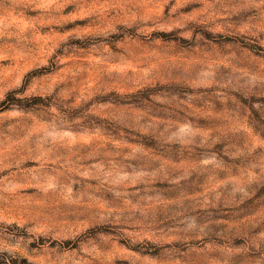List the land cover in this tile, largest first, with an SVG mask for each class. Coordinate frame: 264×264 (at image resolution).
Instances as JSON below:
<instances>
[{
	"label": "rangeland",
	"instance_id": "1",
	"mask_svg": "<svg viewBox=\"0 0 264 264\" xmlns=\"http://www.w3.org/2000/svg\"><path fill=\"white\" fill-rule=\"evenodd\" d=\"M0 264H264V0H0Z\"/></svg>",
	"mask_w": 264,
	"mask_h": 264
}]
</instances>
